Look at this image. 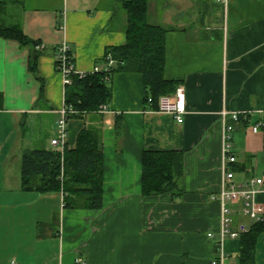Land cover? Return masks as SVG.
<instances>
[{
  "label": "crops",
  "instance_id": "obj_1",
  "mask_svg": "<svg viewBox=\"0 0 264 264\" xmlns=\"http://www.w3.org/2000/svg\"><path fill=\"white\" fill-rule=\"evenodd\" d=\"M122 1L0 0V18L42 47L39 81L29 69L34 47L0 38V264H212L225 125L234 126L236 184L264 177V0H149V23L167 30L166 78L186 90L184 122L146 102L142 75L117 72L107 111L68 124L69 149L83 128L99 134L103 208L70 209L62 193L23 190L22 154L54 148L65 105L58 47L69 44L78 72L104 68L106 51L126 42ZM224 112L246 119L224 120ZM145 151L184 154L181 192L144 194ZM232 219L240 234L254 223L241 205ZM224 251L222 264H240L241 237ZM252 264H264V233Z\"/></svg>",
  "mask_w": 264,
  "mask_h": 264
},
{
  "label": "trees",
  "instance_id": "obj_2",
  "mask_svg": "<svg viewBox=\"0 0 264 264\" xmlns=\"http://www.w3.org/2000/svg\"><path fill=\"white\" fill-rule=\"evenodd\" d=\"M149 0H123V10L128 17L126 42L106 51L105 64L112 58L116 64L110 71L73 76L65 87V104L75 113L71 119L85 120L90 113L100 112L112 98L111 81L115 73L127 72L142 75L146 102L152 99L157 110L159 100L174 95L179 82L166 78L167 30L148 21ZM4 5L0 3V14ZM0 38L14 40L21 46H32L35 55L29 69L38 76L41 55L37 42L29 39L22 29L9 25L0 18ZM71 62L74 63L71 52ZM56 61V66H57ZM44 84L41 86V97ZM121 125L117 122V129ZM182 152L145 151L143 155V192L147 196L181 192L183 178ZM236 170V166L233 168ZM103 151L97 131L83 128L77 136L75 147L61 151L58 148L27 150L22 154V186L25 191L42 194L62 193L65 207L70 209L100 210L103 197ZM264 233L263 221L254 222L241 234L240 264H252L257 240Z\"/></svg>",
  "mask_w": 264,
  "mask_h": 264
},
{
  "label": "built area",
  "instance_id": "obj_3",
  "mask_svg": "<svg viewBox=\"0 0 264 264\" xmlns=\"http://www.w3.org/2000/svg\"><path fill=\"white\" fill-rule=\"evenodd\" d=\"M223 6L228 4V0H217ZM42 49L41 46L37 47ZM71 47L66 42L58 47L57 55V70L63 76V83L66 87L71 84L73 76L85 77L88 74H94L102 71H110L116 62L110 58L104 68L96 67L91 73L78 72L75 65L71 62ZM149 104H152V99H149ZM107 111V107L103 106L100 112ZM159 113L172 115L175 120L182 124L187 113L186 90L183 86H179L174 95L164 96L159 100V107L155 110ZM75 110L71 106L64 107L59 111V119L57 121V134L52 140L51 144L54 148L64 151L67 148L68 142V124L70 115L74 114ZM230 118L234 122H241L244 115L239 113H223V119ZM259 124L253 129L254 132L259 131ZM234 131V126L225 125L223 132L224 139V178L222 189L218 200L221 203V220L220 232L217 246V259L212 264H222L221 262L226 257L224 251V243L227 239H239L241 234L232 230L233 219L232 211L235 205L242 206V214L253 222L263 221L264 219V203H258L256 197L258 194H264V177H255L247 180L243 184H236L235 172L232 168L237 162L236 157L232 154L230 149V142L232 140L231 133ZM209 238L213 237V233H209ZM18 264V263H11ZM79 264H88L81 261Z\"/></svg>",
  "mask_w": 264,
  "mask_h": 264
}]
</instances>
